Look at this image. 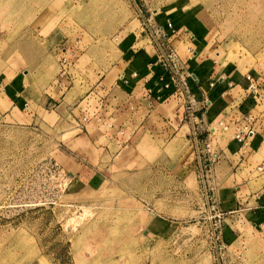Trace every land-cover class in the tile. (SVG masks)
I'll use <instances>...</instances> for the list:
<instances>
[{"label":"rangeland","instance_id":"1","mask_svg":"<svg viewBox=\"0 0 264 264\" xmlns=\"http://www.w3.org/2000/svg\"><path fill=\"white\" fill-rule=\"evenodd\" d=\"M46 1L0 0V264L179 263L204 250L212 264H264V220L256 239L225 238L226 214L202 205L191 168L108 162L71 112L95 104L119 50L150 40L148 28L232 82L264 74V0Z\"/></svg>","mask_w":264,"mask_h":264},{"label":"crops","instance_id":"2","mask_svg":"<svg viewBox=\"0 0 264 264\" xmlns=\"http://www.w3.org/2000/svg\"><path fill=\"white\" fill-rule=\"evenodd\" d=\"M197 24L206 28L202 19H198ZM173 28L176 29L175 24ZM142 41L139 44L136 40L128 48L125 47L124 51L119 50V60L111 68L116 70V76L110 81L106 77L99 81L98 90L95 89V104L86 101L88 104L84 107L80 106L81 102L72 108L73 114L80 109V114L85 116L84 121H87L80 128L75 123L77 133L88 136L95 148L109 153L108 162L111 163L116 159H124L128 164L164 162L170 169L167 173L173 176L187 167L191 168L190 178L196 180L201 196H204L206 188L207 193L211 194L209 202H215L218 209L226 214L222 228L224 237L242 235L250 239L258 238L261 235L258 225L264 220V116L260 118L259 132L244 148H240L231 138L227 139V135L216 126L211 139L213 147L222 151V157L209 171L210 174L206 175L203 183L197 160V147L191 135L193 127L185 116V106L176 94L159 92L155 81L162 69L151 64L155 61L156 49L151 39L147 41L142 37ZM166 43L176 49L182 60L168 34ZM192 54L190 60L183 61H186L185 67L190 74L189 84L193 85L196 100L202 97L207 99L205 109L198 110L195 119L196 126L204 137L208 129L212 130L210 123L216 117V108L214 111L210 108H214L216 101L221 99L225 108L221 116L224 117L230 104L247 85L244 79L246 73L241 80H237V76L232 82L230 78L215 75L211 67L208 68V65L196 59L199 55L194 52ZM232 83H237L239 90L237 86L230 89V86L233 87ZM204 85L210 88L207 90ZM151 87L154 97L150 100L147 98V89ZM229 95L232 96L231 101L226 103V96ZM159 96L160 99H157ZM249 102V98H246L242 105L247 108ZM80 138L81 136H77L73 139L76 147L80 144ZM222 160L224 161L221 162ZM205 204L207 205L206 198L202 199V205ZM197 256L187 261L181 258L179 263L165 256L156 264H212L211 252L208 250Z\"/></svg>","mask_w":264,"mask_h":264},{"label":"built area","instance_id":"3","mask_svg":"<svg viewBox=\"0 0 264 264\" xmlns=\"http://www.w3.org/2000/svg\"><path fill=\"white\" fill-rule=\"evenodd\" d=\"M166 24L167 30L174 31L171 22ZM149 29L148 35L151 37L152 44L156 49V58L154 63L151 64L162 69L156 77L155 85L159 86V92L176 94L185 106V116L193 127L191 135L197 147V160L201 179L205 183L206 175L204 172H209L215 162L222 157V151L213 147L211 139V135L214 134L217 128L213 127L211 131L208 129L206 136L202 137L200 128L196 126V112L205 109L207 99L202 97L200 100H196L193 85L189 84L190 74L185 67L186 61L181 60L176 49L166 43L167 35L163 32V29L158 28V34ZM244 79L247 85L237 97V99L240 97V100L236 99L231 103L228 112L217 123L222 131L231 132V140L236 141L240 148L246 147L248 141L259 132L260 118L264 116V74L246 73ZM153 97V88L151 87L147 89V98L151 100ZM246 98L250 100L247 108L242 105L243 100ZM157 99H160V96ZM203 186L205 188V184ZM204 190L207 206L213 209L206 188Z\"/></svg>","mask_w":264,"mask_h":264},{"label":"bare ground","instance_id":"4","mask_svg":"<svg viewBox=\"0 0 264 264\" xmlns=\"http://www.w3.org/2000/svg\"><path fill=\"white\" fill-rule=\"evenodd\" d=\"M42 1H44V0H42ZM76 1L79 2V1H81V0H76ZM47 2H49V1L47 0L46 3H47ZM49 3H50V2H49ZM47 5H48V4H47ZM79 6H80V5H79ZM46 7H47V6H46ZM47 8H48V7H47ZM75 10H76V7H75ZM12 11H13V10H12ZM8 12H9V11H8ZM16 12H17V11H16ZM83 12H84V11H80L79 14L83 15ZM29 13H30V12H29ZM12 14H13V13H12ZM12 14H11V15H12ZM14 14H15V13H14ZM14 14H13V15H14ZM81 15H80V17H82ZM20 52H21V51H20Z\"/></svg>","mask_w":264,"mask_h":264}]
</instances>
